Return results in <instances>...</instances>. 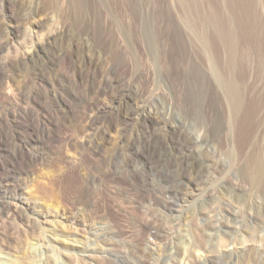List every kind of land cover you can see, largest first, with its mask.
I'll return each instance as SVG.
<instances>
[{"label": "bare ground", "instance_id": "obj_1", "mask_svg": "<svg viewBox=\"0 0 264 264\" xmlns=\"http://www.w3.org/2000/svg\"><path fill=\"white\" fill-rule=\"evenodd\" d=\"M69 4V24L47 35L31 53L22 54L17 61L5 59L0 62V159L6 172L12 175L23 167L24 162L32 163V156L28 159L23 156L24 142L19 139L21 131L30 126L38 130L41 141H64V137L53 133L52 129L62 122L77 124L82 120L77 108L85 102L94 81H98L97 94L106 98V103H100L98 109L86 116L85 122L92 125L94 133L84 140L83 158L74 161L69 170L74 171L79 180L78 192L86 191L83 186L96 191L102 185L104 207L100 209L101 213H97L94 206L92 208L99 221L108 220L107 232L114 230L112 236H118L127 226L139 233L143 224L140 220L146 215L158 223L169 220L173 217L169 213L174 210L175 215L177 212V203H168L169 208L164 214L151 206L144 209L136 207L135 203L127 205L116 194L119 188L113 191L114 195L109 193L105 182L102 184L103 175L108 171L116 173L119 169L134 174L139 169L146 182L156 177L158 180L177 178L189 187L206 181L210 169H224L217 156L221 152L218 150L214 154L209 148L219 134L225 140L230 137L233 143V138L256 111L258 94L251 72L253 60L247 56L243 58V52L232 43L223 47L222 56L212 52L210 55L205 33L182 29L164 10V0H69ZM43 8V0H0V49L5 46L7 31H13L19 22L30 19L32 22ZM61 67L69 73L71 80L61 74ZM222 67L229 73L227 76L223 75ZM238 67L245 70L243 74L238 73L239 78ZM22 68V81L14 87L10 81L17 78ZM189 117H194L197 127L203 130L199 138L188 130L186 120ZM253 117L257 123L252 122L253 127L264 125V116L256 117L257 120ZM110 131L119 135V143L101 155L106 133ZM125 135L128 136L126 143ZM247 142L249 149H253L244 167L247 180L264 192V156L259 152L264 143L260 144L252 128L245 145ZM236 148L240 150L237 145ZM60 173V169L51 170L48 178L40 181L39 189L42 186L41 189H47V194L54 195L59 189L56 178ZM99 195L90 194L89 202L97 200ZM17 196L12 189L0 191V213L5 211L9 199ZM133 197L135 200L136 196ZM82 209L83 206L78 211ZM211 222H206V229L203 226L200 230V226L197 237L195 231L192 233L196 238L188 244V250L184 248L180 264H201L195 257L201 258L200 252H208L204 248L206 237L215 230V224ZM218 225L224 228L220 223ZM95 230H92L93 234ZM168 234L170 232L165 228L159 234L166 239L164 250L171 245ZM236 237L231 236V244L245 243L242 232ZM232 250L234 247L224 251L217 244L210 252L217 257ZM181 252L176 253L177 259ZM4 259L0 257V262L5 263L7 257ZM234 262L259 263L257 256L251 254Z\"/></svg>", "mask_w": 264, "mask_h": 264}, {"label": "rangeland", "instance_id": "obj_2", "mask_svg": "<svg viewBox=\"0 0 264 264\" xmlns=\"http://www.w3.org/2000/svg\"><path fill=\"white\" fill-rule=\"evenodd\" d=\"M66 2L69 4V0H43L45 9L33 19V23L32 19L19 22L13 31H7L5 46L3 50L0 49V62L5 59L17 61L22 54L31 53L47 35L54 34L57 28L69 24L70 4ZM163 8L177 20L182 29L204 32L205 41L210 46V55L213 53L215 56H222L223 47L232 43L244 53L243 58L251 57L253 60L251 72L255 77L253 83L258 94L256 111L248 118V124L233 138V143L230 137L225 140L224 136L219 134L215 136L209 148L211 153L216 154L218 150L221 152L217 156L224 169H210L205 182L201 181L198 185L189 187L184 186L177 178L158 180L156 177L146 182L143 172L139 169H136L134 174L120 169L116 173L105 172L102 184L105 182L104 186L112 195L115 194L113 191L119 188L116 194L125 200L127 205L135 203L136 207L142 206L144 209L151 206L160 210V214H164L169 208L168 203H177L175 215L173 209L169 213L173 216L171 219L158 223L146 215V220H140L144 226L141 225L139 233L134 231V228L125 226L122 234L113 237L114 230L107 232L108 220L99 221L93 213V206L98 209H95L97 213H101L99 211L106 201L102 185L100 184L96 191L89 186H83L86 191L78 192L79 180L76 179L75 172L71 173L69 170L73 168L74 161L83 158L86 151L84 140H88L94 133L92 125L85 122L86 116L98 109L100 103H106V98L97 94L98 81L95 80L85 102L77 108L79 119L82 120L77 124L62 122L56 127L57 130L52 129L53 133L62 135L64 141H41L38 139V130L30 126L24 129L26 131L22 130L23 134L21 131L19 139L22 138L24 142L23 152L21 151L23 156L27 159L32 156V163L24 162L17 173L12 175L7 171L9 175H6V167L0 159V191L12 189L18 195L10 198L7 208L0 213V257H7L5 263L180 264L184 248L189 249L188 244L197 237L203 226L207 228L205 224L210 221L215 224V230L209 232L206 237L204 248L208 252H200L201 258L195 257L197 261L201 264H234L236 259L251 254L257 256L260 264L264 262V192L258 185L254 186L248 182L244 168L253 150L249 149L248 142L245 145L251 128L254 129L260 144L264 143V125L252 126V122L257 124L252 120L254 114L255 119L264 116V0H164ZM35 21L41 24L36 25ZM246 51L250 53L247 55ZM238 68L237 77L245 73L243 67ZM61 69V74L71 80L69 73L63 67ZM222 70L224 76L229 74L224 67ZM23 72L24 68L18 71L15 80L10 81L14 87L22 81ZM186 125L193 136L199 138L203 135V130L197 127L194 117L187 118ZM119 139L115 131L107 132L101 155L114 148ZM123 139L126 143L128 136L125 135ZM261 146L259 152L264 156V144ZM58 169L62 170L60 177L56 178L60 191L56 189L53 195L47 194V189H41L42 186L39 189V184L48 178L47 174ZM90 194L100 195L97 200L89 202ZM133 196H136L135 200H132ZM81 206L83 209L79 212ZM219 223L224 228L221 229ZM163 228L170 232L167 240H171V245L166 250L163 248L166 239L159 236ZM93 229H96L95 234L92 233ZM226 230H230L231 234ZM217 231L218 234L214 233ZM190 232H194L196 237L189 235ZM238 232L244 234L243 245L231 244V236L237 238ZM217 244H220L224 251L233 247L234 250L213 257L214 254L210 250ZM252 249L255 250L251 251ZM177 252H181L178 259Z\"/></svg>", "mask_w": 264, "mask_h": 264}]
</instances>
